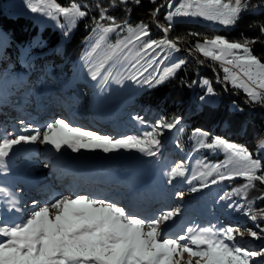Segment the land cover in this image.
<instances>
[{"label": "snow or ice", "instance_id": "obj_1", "mask_svg": "<svg viewBox=\"0 0 264 264\" xmlns=\"http://www.w3.org/2000/svg\"><path fill=\"white\" fill-rule=\"evenodd\" d=\"M119 2L127 3L128 0ZM133 2L139 4L140 0ZM152 2L155 3V0ZM27 7L32 13H41L52 20L63 16L67 21L68 31L87 15L83 6L74 2L65 7L56 3V0H27ZM249 7L250 0H183L174 11L168 13L166 19L171 22L176 17H200L219 25L234 27ZM105 11L101 10L100 20H108L110 23L105 25L94 21L93 33L97 38L91 53L85 58L88 75L92 80H97L109 62L125 60L134 50L135 62L131 64V68L135 71L125 78L150 87L162 83L184 63L180 60L171 68H166L159 77L150 75L142 81L138 80V77H143L147 68L157 63V49L180 51L177 41L167 38V35L161 40L146 39L149 36L147 25L133 27L125 24L128 35L114 44H108V34L116 32L122 26L113 17H106ZM159 11V8L154 9L152 16L156 17ZM170 27L171 24L163 28L165 34L170 31ZM260 30L264 34V25H261ZM68 31L63 34L67 36ZM256 42L258 41L246 39L241 43L215 36L204 39L202 43L197 42L194 50L205 58L219 62L224 73L223 80L230 82L235 89H242L248 97L247 103L264 106V62L253 54L249 46ZM97 50H101L103 56L99 60H93L92 54ZM142 60L147 63V67L141 65ZM199 62L204 63L203 60ZM121 82L117 80V83ZM204 83L208 84L207 81ZM207 92L213 93L210 85ZM179 124L180 118L177 117L172 121H160L143 138L127 136L113 139L71 126L64 119H57L47 124L43 131L35 129L31 135H18L14 139L4 137L0 140V171L7 170L5 158L14 146L21 143L34 144L37 141L51 145L57 152L64 147L72 152L99 149L105 153L135 149L147 156H154L155 149L160 144L156 138L159 130H172ZM195 134L201 138V147L223 151L226 157L223 163L205 165V170L199 172L198 177H192L202 179L200 188L208 187V177H213L211 184L235 177L244 178L245 183L234 190L236 194L246 195L249 189L255 188L256 182L264 185V163L259 158H254L246 147L220 137L208 143L203 139L208 134L200 129ZM258 149L264 150V139L259 141ZM186 171L182 163H177L167 172L168 182L185 177ZM198 190L197 187L190 188L191 192ZM4 192L0 188V193ZM176 195L183 198L184 193ZM228 198L230 194L227 193L221 197ZM257 199L264 200V193ZM9 207L23 215L18 222L0 220V264H255L252 258L264 255V249L257 252L237 246V236L243 239L245 233L232 227L217 229L215 226H191L178 234L169 233L168 222L179 214V209L164 211L154 218L145 219L117 203L88 195L61 196L43 206H38L33 201V209L29 213H24L18 207L15 198L9 201ZM246 208L244 215L251 220L264 219V209L254 211L251 201ZM261 234H264V229L259 233L247 230V235L251 238L259 239ZM185 254L187 261H184Z\"/></svg>", "mask_w": 264, "mask_h": 264}, {"label": "trees", "instance_id": "obj_2", "mask_svg": "<svg viewBox=\"0 0 264 264\" xmlns=\"http://www.w3.org/2000/svg\"><path fill=\"white\" fill-rule=\"evenodd\" d=\"M2 1L6 0H0V101L7 104L15 101V98L25 97L26 89L23 87L28 80L33 81L36 77L48 82V76L52 73L57 84L67 82L84 55L89 38L94 35V21L105 25L110 23L108 20H100L102 9L106 10V17H113L115 22L122 26L116 32L108 34V44H114L128 35L125 24L133 27L147 25L149 36L146 39L161 40L167 35V38L177 41L180 51H175L171 59L164 61L166 51L157 49V63L147 68L143 77H138V80L142 81L150 75L159 77L166 68H171L180 60L184 63L160 84L150 87L133 81L129 94H134L122 114L116 118V137L143 138L144 134L152 132L160 121H172L177 117L180 118V124L172 130H159L156 138L160 144L156 147L154 156L130 149L120 165L125 171H128L130 164L134 165L132 181H136L133 185L157 167L158 188L166 194H169L168 190L184 193L189 207L193 209L189 214L190 219L195 215H203L208 221H216L220 229L232 227L242 231L251 229L258 233L264 229V219L253 221L244 215L250 201L254 211L264 209V200L257 199L264 193V185L256 182L255 188L249 189L245 195L234 192L245 183L242 177L216 184H211L213 177H208L206 188H200L202 179H192L194 175L198 177L199 172L205 170V165L223 163L226 159L223 151L200 146L201 138L195 134L197 129L208 134L203 138L206 142L210 143L216 137L224 138L246 147L253 153L254 158H259L264 163V151L258 150L259 141L264 139V106L247 103L248 99L242 92L231 88L223 80L224 73L220 64L194 50L197 42L215 36L241 43L246 39L256 40L258 42L249 46L253 54L264 62V34L260 30L261 25H264V0H250L249 10L234 27L229 28H217L186 20L169 22L165 18V9H162L166 0H155V3L152 0H140L139 4L133 0H128L127 3H120L119 0H115V3L113 0H56V3L65 7L74 2L83 6V10L87 12L69 36L50 25L40 31L33 19L6 12L2 8ZM156 8L160 11L153 17L152 12ZM169 24L170 31L165 34L163 28L169 27ZM92 55L93 60H99L103 52L97 50ZM134 56L135 50L129 53L127 59L114 64L109 86L131 67L135 62ZM201 60L204 63H200ZM82 63L88 67L85 59ZM141 65L147 67L144 60ZM209 85L213 88L212 94L207 92ZM1 108L3 107L1 106L0 110ZM37 151L40 152V149L37 148ZM13 154L12 149L5 158V163H17L14 165H17L19 170L37 167L36 165L43 161L41 158L40 161L32 162L27 158L18 162ZM177 163L185 166L186 175L169 183L167 172ZM191 187H197L199 190L191 192ZM226 193L230 194V198L221 199ZM183 222L180 220V224ZM261 237L262 241V238H254L258 243H249L251 246H237L259 252L264 249V234H261Z\"/></svg>", "mask_w": 264, "mask_h": 264}, {"label": "rangeland", "instance_id": "obj_3", "mask_svg": "<svg viewBox=\"0 0 264 264\" xmlns=\"http://www.w3.org/2000/svg\"><path fill=\"white\" fill-rule=\"evenodd\" d=\"M166 1L163 6H166ZM182 2L183 0H179L175 7H178ZM2 8L8 13L23 15L33 19L37 23L40 31L49 25L57 28L62 33L68 31L67 21L63 16H59L56 20H52L50 17L44 16L41 13H32L27 7V0L2 1ZM169 12L170 11H167L165 13V18ZM183 20L205 23L217 28L230 27L219 25L216 22H209L200 17H176L171 22ZM76 24L68 31V36L73 32ZM60 25H65V27L61 28ZM95 40L96 36L95 38L92 37L87 43L86 55L92 50ZM164 51H166V58L172 56L173 51L163 49L162 52ZM200 55L202 54L200 53ZM79 65L73 71L68 83L63 85L56 84L57 80L53 74L50 75L48 79L49 82L41 80L40 77H36L33 81L28 80L27 84L23 87V89H26V97H22L21 99L17 98L15 106L10 104L8 106L10 109L4 110L3 115H6V117L0 120V129L4 126L6 127V131L3 133L0 132L2 137L14 139L18 135L34 134L35 129L43 131L47 124L54 122L61 116L57 114V109L54 105L59 104V109L61 111L65 110L68 105L65 104L66 101L70 102V99L73 98L79 100L76 104L77 110L74 112H78L79 110L81 112H79L77 116L74 115V113L66 114L63 117L65 121L67 120L71 126L80 127L87 131H93L97 134L117 139L114 137V131L117 128L115 120L117 117L116 115L122 114L130 98L133 96L132 94L124 97L125 92L133 82V80L126 79L125 77L131 75L134 69H129L124 76L119 79L122 82L116 83L106 93L104 98L107 99L108 105L102 107L100 105L102 100L94 94V89L91 88L103 90L111 74L107 75L105 82L100 86L101 79L104 77V72H106L107 67L102 70L97 80H92L88 75V68L84 66L79 67ZM227 83L231 88L235 89L230 82ZM236 90L242 92L247 97L242 89ZM64 95H67V97L65 98ZM0 104L2 103L0 102ZM72 115H74V118L70 117ZM90 125L95 127L92 128ZM37 148H40L42 154L37 151ZM13 150V156H15L16 161L30 158L35 162V160H39L42 157L44 158L39 165L40 169L38 167L37 169L29 167L22 171L18 170L17 165H14L17 163H14L6 165L7 170L2 171V176H4L3 189L5 192L1 193L2 196L0 197V220L5 222H18L14 219L16 210L9 207V201L12 198H15V200L17 199L15 190H17L18 187H24L34 192V196L31 199L23 201V206H19L20 201H18V207L23 209L24 213H29L33 209V202L29 203V201H36L38 206L51 203L50 199H54L56 196L52 195L48 200L43 198L44 194H52L51 189L45 185L48 181H44L43 179L44 175H46L47 177L54 178L58 183H65L68 193L73 192L71 194L73 196L88 195L90 197L103 198L110 202L117 203L118 205L122 204L117 201H122L127 211L145 219L154 218L164 211L179 209V214L175 216L172 221L168 222L169 233H181L189 227L188 224L191 226L194 224L195 219L198 220L199 218H201L199 220H201L203 224L199 227L215 226L219 229V226L216 225V221H207L204 219L203 215H195L193 216L194 219H190L188 215L193 209L189 207L186 197L183 195V198H181L176 195L177 192L170 190L167 192L169 194L165 192L160 193L162 191L158 193L155 189V182L152 186L139 187L134 190L128 189L125 185L127 184L129 173L126 174L123 169L119 167L120 164L116 165L114 161H122L130 150L120 149L115 152L105 153L99 149H81L80 152H72L71 149L64 147L60 152H57L51 145L43 144L39 141L34 144L21 143L14 146ZM49 168H52V170H49ZM130 168V171L133 170L131 166ZM43 170H45V172ZM223 170L224 169H221V171ZM97 172H100L102 176H95ZM135 181L136 180H134V182ZM106 192L108 193L107 195L105 194ZM193 212L196 213V211ZM180 219L186 221L185 224L182 223L183 228L177 227L176 222ZM243 232L245 233L244 238L241 239L237 236L235 243L237 245L246 244V246H251L248 244L254 243L252 242L253 239L247 235V231ZM262 240L263 238L261 241ZM187 259V254H185L184 261H187ZM252 259L255 264H264V255Z\"/></svg>", "mask_w": 264, "mask_h": 264}, {"label": "bare ground", "instance_id": "obj_4", "mask_svg": "<svg viewBox=\"0 0 264 264\" xmlns=\"http://www.w3.org/2000/svg\"><path fill=\"white\" fill-rule=\"evenodd\" d=\"M173 2H174V0H172V1L168 4V8H170L169 5L172 4ZM22 195H23L24 197L29 196V195H27L25 192H23ZM58 197H60V196H58ZM58 197H56V198H58ZM53 201H54V199H53L51 202H53Z\"/></svg>", "mask_w": 264, "mask_h": 264}]
</instances>
